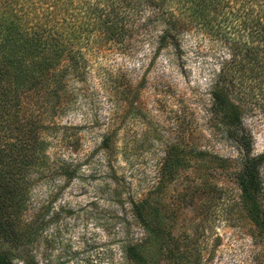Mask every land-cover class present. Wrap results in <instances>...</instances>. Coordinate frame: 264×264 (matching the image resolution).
<instances>
[{"label":"rangeland","instance_id":"obj_1","mask_svg":"<svg viewBox=\"0 0 264 264\" xmlns=\"http://www.w3.org/2000/svg\"><path fill=\"white\" fill-rule=\"evenodd\" d=\"M143 19L128 22L125 53L96 48L72 80V105L56 121L68 127L59 135H75L48 147V172L30 173L21 219L36 218L39 227L21 248L37 264H264V232L235 181L239 152L207 113L215 56L187 32L180 57L166 50L153 57L158 27ZM245 119L252 153L260 154L264 113ZM105 135L114 139L112 156L100 147ZM172 148L177 170L168 176L161 169ZM61 166L72 174L68 183ZM142 200L157 238L131 212ZM132 245L143 259H134Z\"/></svg>","mask_w":264,"mask_h":264},{"label":"trees","instance_id":"obj_2","mask_svg":"<svg viewBox=\"0 0 264 264\" xmlns=\"http://www.w3.org/2000/svg\"><path fill=\"white\" fill-rule=\"evenodd\" d=\"M142 17L140 25L158 27L153 57L163 50L180 57L187 32L207 41L215 56L207 113L239 152L234 175L241 202L264 232V151L252 153L245 121L249 113H264V0H0V240L7 246L0 264H16L17 256L23 264H37L21 248L39 227L36 218L21 219L30 173L48 172V147L75 135H59L68 127L56 119L72 105L67 93L72 80L85 74L87 55L107 44L125 53L133 31L127 24ZM124 93L128 98L130 92ZM100 147L112 156L113 137L103 136ZM169 154L161 174L172 176L178 158L173 148ZM61 171L68 183L72 174ZM145 202H133L131 212L157 238ZM128 248L134 259H143L134 245Z\"/></svg>","mask_w":264,"mask_h":264}]
</instances>
